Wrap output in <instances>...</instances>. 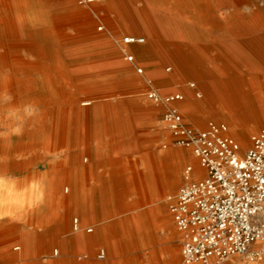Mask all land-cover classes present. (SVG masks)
<instances>
[{"label":"rangeland","instance_id":"obj_1","mask_svg":"<svg viewBox=\"0 0 264 264\" xmlns=\"http://www.w3.org/2000/svg\"><path fill=\"white\" fill-rule=\"evenodd\" d=\"M109 1L54 0L50 2L53 5L51 10L76 9V12L68 19H60L58 22L53 20L49 26H45L41 30L47 34L55 33L60 48L73 45L76 50L75 53L69 54L71 58L67 64L69 72L62 73L54 80L45 81L43 85H50L53 88L50 94L61 99L54 107L58 106L59 109L61 102L63 109H66L69 107L72 86H76V84L72 85L71 81H86L90 77L99 75H124L122 71L124 68L128 73L133 71V75L141 80L142 86L139 92L133 93L125 90L122 98L133 101L144 110L142 112H137L134 108L119 110L118 119L128 125L122 129L110 128L106 131L111 141L110 148L106 150L103 164H100L97 156H92L87 162L92 171V177L87 183L91 187L89 189L94 192L100 190L96 186L97 178L102 176L103 181L108 184L109 157L113 154L129 153L128 158H124V160L133 168L130 172L134 169L136 171L144 170L141 164L145 165L147 170H150L148 167H152L150 172H153L155 165L156 176L165 175L161 167L168 161V158L179 160L186 155L188 162L182 167L180 181L176 184L175 189L168 191L160 199L141 205L146 210H150L148 218L154 219V221L159 220L156 215L157 208H163L169 215L177 235L173 236L166 229H161L158 230V239L161 243H174L178 252L174 258L170 256L167 260L168 257L163 256L162 260L165 259L166 264H182L183 234L176 227L172 218L171 199L177 197L180 190L190 181L200 179L193 174L187 180L186 171L189 166H192L195 171L197 170L196 172L203 173V170L192 148L182 147L175 143L173 132L164 122V116L170 109H177L189 126L200 130L207 129L211 122L226 124L229 127V134L242 143L244 153L247 151L251 146V136L264 128V70L261 72L262 79H258L253 71L258 70L256 62L264 55L258 51L261 49L258 45L264 44V38L258 39L249 36L244 31L237 30L236 26L240 22L238 14L247 17L257 14L261 19H264V0H154V2L115 0L113 10L110 9ZM159 2L164 4L163 8L159 6ZM127 17H131L135 24V28L130 29L129 34H125L122 29V22ZM139 20L146 21V27L136 26ZM178 22L185 24L186 30L183 33H176L173 29ZM127 37L145 38V43L133 44L129 47L124 42ZM215 44L221 46L216 48ZM53 45L51 37H48L45 46L53 47ZM144 48L147 50L149 48L154 56L147 59L140 57V50H144ZM126 53L135 57V63L126 60ZM115 58H119L120 64H116ZM138 68L144 70L143 74L138 73ZM206 81L215 82L212 85L217 88L210 93V101L207 100L208 83ZM216 82L220 87H215ZM192 83H195V88L191 86ZM29 86L35 85L29 83ZM90 86L94 88L99 84ZM220 89L225 96L221 92L224 99H219L221 102L216 103L215 99L220 97L218 96ZM77 91L82 94L85 90L79 87ZM245 91L250 92L247 94ZM149 92L154 93V98L148 97ZM160 93L170 97L180 94L184 99L171 101L169 97L168 99L160 97ZM246 96L252 100L258 97L262 99L258 115H248V111L245 109V102L248 101ZM89 101L88 98L81 99L80 107H83L84 102ZM177 101H179L178 104H176ZM186 105L195 110H187ZM258 118L263 124H260ZM67 121H69V113L63 117V123L65 124ZM145 134H150L154 138V142L148 148L154 157V165H152L153 161L149 153H144L141 164H139L142 151L138 148H142L141 145L144 143L138 142V139L143 140ZM123 169L118 171L123 173L127 168ZM160 185V181H154L155 189H160L162 186ZM94 199L95 206L99 207L97 195ZM136 199L134 195L125 196L124 205L126 206H122L125 209L121 211L117 210L120 206H111L108 199L109 206L117 212L106 223L129 218L133 224L137 225L142 220V213L129 207L135 203ZM75 219L77 218L72 220L71 228L74 233H77L74 231ZM134 226L133 229L137 232L138 229ZM120 240L126 242L117 245L123 249L126 247L124 253L122 252L120 255L111 253L106 247H97L93 258L95 264H127L129 262L130 264H154V260L148 258L147 255L132 253L130 248L135 246V241ZM55 251L61 254L60 248L56 247L54 253ZM102 255L103 258H99ZM86 256L87 253H82L77 257V260ZM127 259L130 261L127 262ZM249 263L264 264V262H250L247 256L242 255L230 257L220 264Z\"/></svg>","mask_w":264,"mask_h":264},{"label":"crops","instance_id":"obj_2","mask_svg":"<svg viewBox=\"0 0 264 264\" xmlns=\"http://www.w3.org/2000/svg\"><path fill=\"white\" fill-rule=\"evenodd\" d=\"M220 46V44L214 45L216 48ZM258 46L261 48L258 51L264 54V44ZM263 57L256 62L258 70H253L258 79H262ZM71 83L76 84L74 86L76 90L72 86L67 108L69 121L64 124L63 114L60 115L58 127L53 130L54 134L50 131L52 134L48 136L49 140L41 147V161L36 162L32 160L30 154H27L7 162L9 167L12 166L11 164H18L17 170L10 167L7 173L0 171V189L5 176L8 181L22 183V187L26 181L29 186H32L35 176L41 178L40 191L37 193L38 201L35 204H29L26 208L10 205L8 201L5 205L3 196L0 195V264H95L93 258L97 247H106L111 253L120 255L124 253L126 247L124 249L117 247L120 243H126L120 239L135 241V246L130 248L135 255H147L154 260V264H166L165 259H162L168 257L167 260H169L170 256L174 258L178 250L174 243H161L158 239V230L166 229L169 234L176 236L172 221L163 208L156 209L158 221L148 218L150 210H146L141 205L160 199L168 191L175 189L180 181L182 167L188 162V157L184 155L179 160L168 158L161 167L165 175L156 176L154 157L148 150L154 138L150 134H145L143 140L137 138L138 142L144 143L141 145L142 148H138L142 151L139 164L144 153H149L154 165L153 172H150L152 167H148L150 170H147L143 164L141 165L144 170L134 169L130 172L133 168L124 160L128 158L129 153L113 154L109 157L108 184L101 176L97 178L96 183L100 189L99 192L91 191L87 181L92 177V171L87 162L92 156H97L100 164H103L106 150L110 148L111 143L106 131L110 128L122 129L128 125L118 119L120 109L134 108L137 112L144 110L133 101L122 98L125 90L139 92L142 82L133 75V71H130L124 75H99L90 77L86 81H71ZM206 83H208L207 100L210 101V93L217 88L212 85L215 82L206 81ZM92 84H99V86L91 88ZM217 85L218 82L215 87ZM79 87L85 90L82 94L77 91ZM221 92L223 91L220 89V95H218L220 97L215 99L216 103L219 99H224L225 94L223 93V96ZM85 98L90 101L84 102L83 107H80V100ZM246 99L248 101L245 102V109L248 115L255 116L261 107L262 99L259 97L255 100L249 97ZM236 100L238 101L237 97ZM56 108L58 112H63L61 102L59 109L58 106ZM185 108L190 111L195 110L187 105ZM122 168L127 169H123L124 172L121 173L118 170ZM155 180L161 182L160 189L154 188ZM96 195L99 207L95 206ZM127 195H134L137 198L134 201L136 204L127 206L142 213V220L137 225L133 224L129 218L106 223L117 210L125 209L122 206H126L124 199ZM108 199L111 206H120V208L112 209ZM73 218H77L74 228L77 233H74L71 228ZM133 226L138 229L137 232ZM64 245L70 248L64 250ZM52 247L61 248V254L58 251L54 253ZM82 253H87V256L78 261L77 257ZM129 261L130 259H127V262Z\"/></svg>","mask_w":264,"mask_h":264},{"label":"bare ground","instance_id":"obj_3","mask_svg":"<svg viewBox=\"0 0 264 264\" xmlns=\"http://www.w3.org/2000/svg\"><path fill=\"white\" fill-rule=\"evenodd\" d=\"M53 1L0 0V171L4 173L9 172L10 167L15 168V170L19 167L16 163L11 164L12 166L9 167L7 162H12L14 159L22 158L27 154L31 155L32 160L41 161L42 145L49 140L48 136H51L53 130L58 127L60 115L63 114L64 117L65 114L69 113L67 108L63 109L62 113L58 112L54 106L61 99L50 94L53 90L50 85H43L45 81L54 80L62 73L69 72L67 69L68 61L71 59L69 54L75 53L76 50L73 45L60 48L55 33L50 32V34H47L41 30L45 26H49L53 20L58 22L60 19H68L76 12V9L51 10L53 5L50 2ZM148 1L154 2V0ZM114 2L115 0L109 1L111 10L114 9ZM159 6L163 8L164 4L159 2ZM213 10L215 11V9ZM238 19L240 22L236 26L237 30L244 31L247 35L258 39L264 38V19H261L257 14L248 17L238 14ZM122 23L125 34H129L130 29L135 28L131 17L124 18ZM137 25L141 28L146 27L147 22L139 20ZM173 29L176 33H183L186 27L183 22H178ZM48 37H51L54 43L53 47L45 46ZM124 42L126 45L143 44L145 38L127 37ZM153 54L149 48L148 50L144 48V50H140L139 56L147 59L154 56ZM128 55L126 60L135 63V57ZM114 61L116 64H120L119 58H115ZM122 71L123 74H128L125 68ZM143 72L142 68H138V73L143 74ZM29 83L35 86H29ZM249 92L245 91L247 94ZM159 96L162 98L170 97L161 93ZM148 97L150 99L154 98V93L149 92ZM246 98L248 97L246 96ZM178 103L179 101L176 102V104ZM260 124L263 123L260 122ZM196 171L194 174L196 177H203L204 173ZM40 187L41 178L39 176L34 177L32 186H29L28 181H26L23 187L22 183L16 184L8 181L7 176H5L0 195L3 196V204L6 205L8 201L10 205H19L26 208L31 203H37V193H39ZM66 248H70V246L65 247L64 245V250ZM101 258H103V255Z\"/></svg>","mask_w":264,"mask_h":264},{"label":"built area","instance_id":"obj_4","mask_svg":"<svg viewBox=\"0 0 264 264\" xmlns=\"http://www.w3.org/2000/svg\"><path fill=\"white\" fill-rule=\"evenodd\" d=\"M164 122L177 145L193 149L204 173L171 199L172 218L183 234L182 264H220L236 255L264 262V128L244 153L226 124L193 128L177 109L167 111ZM186 172L189 180L195 169Z\"/></svg>","mask_w":264,"mask_h":264}]
</instances>
